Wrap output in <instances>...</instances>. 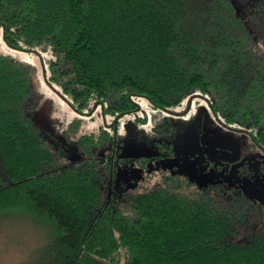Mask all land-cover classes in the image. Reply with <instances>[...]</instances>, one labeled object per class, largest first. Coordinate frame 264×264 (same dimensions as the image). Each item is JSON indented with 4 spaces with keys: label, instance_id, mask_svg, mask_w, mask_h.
I'll use <instances>...</instances> for the list:
<instances>
[{
    "label": "trees",
    "instance_id": "trees-1",
    "mask_svg": "<svg viewBox=\"0 0 264 264\" xmlns=\"http://www.w3.org/2000/svg\"><path fill=\"white\" fill-rule=\"evenodd\" d=\"M0 26L11 47L58 53L53 78L78 112L171 108L198 89L264 153V0H0ZM30 94L0 54V212L47 226L32 264H264L262 201L167 170L115 187L105 161L45 143Z\"/></svg>",
    "mask_w": 264,
    "mask_h": 264
},
{
    "label": "rangeland",
    "instance_id": "rangeland-1",
    "mask_svg": "<svg viewBox=\"0 0 264 264\" xmlns=\"http://www.w3.org/2000/svg\"><path fill=\"white\" fill-rule=\"evenodd\" d=\"M258 47L264 55V44ZM0 54L28 71L26 113L45 143L63 150L70 161L85 156L105 161L116 172L113 186L144 180L143 190L167 170L201 185H236L264 200V153L248 134L223 124L210 108L209 93L194 89L171 108H156L138 97L137 109L118 118L96 101L78 112L53 78L58 53L50 47H11L0 26ZM47 234V226L28 214L0 212V264H32Z\"/></svg>",
    "mask_w": 264,
    "mask_h": 264
},
{
    "label": "flooded vegetation",
    "instance_id": "flooded-vegetation-1",
    "mask_svg": "<svg viewBox=\"0 0 264 264\" xmlns=\"http://www.w3.org/2000/svg\"><path fill=\"white\" fill-rule=\"evenodd\" d=\"M224 186H226V187H230L231 185H228V184H225V183H222ZM250 198H252V197H250ZM252 199H255V198H252ZM255 200H260V199H255ZM260 201H262V203H263V205H264V200H260Z\"/></svg>",
    "mask_w": 264,
    "mask_h": 264
}]
</instances>
